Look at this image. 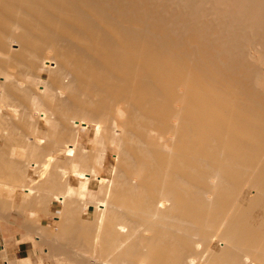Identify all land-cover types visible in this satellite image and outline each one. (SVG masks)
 Returning a JSON list of instances; mask_svg holds the SVG:
<instances>
[{"label": "bare ground", "instance_id": "6f19581e", "mask_svg": "<svg viewBox=\"0 0 264 264\" xmlns=\"http://www.w3.org/2000/svg\"><path fill=\"white\" fill-rule=\"evenodd\" d=\"M12 222L67 264H264V0H0Z\"/></svg>", "mask_w": 264, "mask_h": 264}, {"label": "rangeland", "instance_id": "374dc122", "mask_svg": "<svg viewBox=\"0 0 264 264\" xmlns=\"http://www.w3.org/2000/svg\"><path fill=\"white\" fill-rule=\"evenodd\" d=\"M13 221V219H12ZM50 222V220H49ZM48 220L44 221V224L49 223ZM13 223L14 233L9 234L11 226L3 224L4 230L0 234V264H14L20 258L29 257L30 264H67V260L63 256H57L55 258L49 256L46 247L44 245H38L34 247L35 254L29 255V247L32 240L28 236H24V230ZM1 228V227H0ZM5 248V249H3ZM6 250L5 252H3ZM8 259V260H7ZM15 262H14V261ZM13 261V262H8Z\"/></svg>", "mask_w": 264, "mask_h": 264}]
</instances>
